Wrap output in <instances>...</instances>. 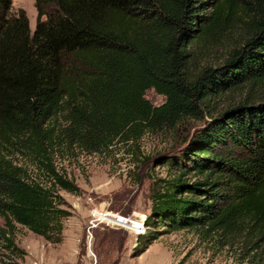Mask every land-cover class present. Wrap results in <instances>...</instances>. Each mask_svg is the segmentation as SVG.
Instances as JSON below:
<instances>
[{
	"label": "trees",
	"instance_id": "16d2710c",
	"mask_svg": "<svg viewBox=\"0 0 264 264\" xmlns=\"http://www.w3.org/2000/svg\"><path fill=\"white\" fill-rule=\"evenodd\" d=\"M0 0V244L16 224L59 242L57 158L163 134L142 253L195 232L237 264H264V0ZM164 96L154 106L145 97ZM199 125L187 128L186 122Z\"/></svg>",
	"mask_w": 264,
	"mask_h": 264
},
{
	"label": "rangeland",
	"instance_id": "374dc122",
	"mask_svg": "<svg viewBox=\"0 0 264 264\" xmlns=\"http://www.w3.org/2000/svg\"><path fill=\"white\" fill-rule=\"evenodd\" d=\"M23 9L30 31L36 26L34 0H12V10ZM145 97L157 106L164 96L153 89ZM187 128L200 124L194 120ZM176 148L163 134H145L135 144L115 143L110 152L57 158L58 170L79 187L78 193L59 191L70 215L63 220L61 240L52 242L16 224L11 251L0 244V264H237L229 253L216 250L193 231L161 234L139 254L143 242L124 229L104 226L88 232L94 210L123 215L150 212L153 182L165 177L166 167L156 165L157 154L171 155ZM4 227V219L0 217Z\"/></svg>",
	"mask_w": 264,
	"mask_h": 264
},
{
	"label": "built area",
	"instance_id": "2783aa9c",
	"mask_svg": "<svg viewBox=\"0 0 264 264\" xmlns=\"http://www.w3.org/2000/svg\"><path fill=\"white\" fill-rule=\"evenodd\" d=\"M91 216L88 232L100 226L113 229H124L137 236L146 232L145 220L147 215L145 213H139L135 216L123 215L109 210H94Z\"/></svg>",
	"mask_w": 264,
	"mask_h": 264
}]
</instances>
